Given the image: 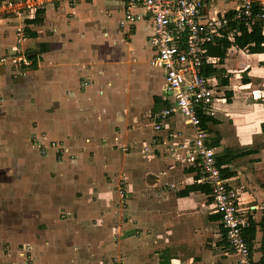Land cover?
Masks as SVG:
<instances>
[{
  "label": "crops",
  "instance_id": "obj_1",
  "mask_svg": "<svg viewBox=\"0 0 264 264\" xmlns=\"http://www.w3.org/2000/svg\"><path fill=\"white\" fill-rule=\"evenodd\" d=\"M101 1L121 14L119 2L80 0L48 4L34 18L0 17V55L22 48L33 61L0 64V264H110L117 252L124 264H237L209 187L182 151L176 158L162 143L143 151L158 134L152 114L165 104L162 85L157 91L143 70L129 82L120 46L94 44L83 29L76 41L80 25L107 15L96 8ZM138 22L147 42V21L116 24L130 49ZM22 23L32 33L17 44ZM216 68L221 99L207 126L223 176L240 196L244 229L254 224L248 260L264 264V50L231 45ZM177 130L192 137L173 115L162 133ZM35 138L65 151L42 153Z\"/></svg>",
  "mask_w": 264,
  "mask_h": 264
},
{
  "label": "built area",
  "instance_id": "obj_2",
  "mask_svg": "<svg viewBox=\"0 0 264 264\" xmlns=\"http://www.w3.org/2000/svg\"><path fill=\"white\" fill-rule=\"evenodd\" d=\"M79 1L0 0V17L8 14L22 19L34 18L48 4L63 2L73 7ZM111 1L121 4L118 26H129L138 20L148 22L149 63L162 71L165 104L152 114V127L158 134L148 144H144L143 151L152 150L159 143L165 144V149L169 147L176 158L182 151V161L193 169L197 175L196 181L206 183L209 187L213 211L220 215L227 247L238 255L237 264H251L248 260L250 246L243 233L248 222L240 216V196L223 176L224 166L217 161L214 146L211 145L208 122L204 121V118L216 116L215 103L221 99V96H217L216 76L208 75L206 70L208 67H216L220 62L218 56L209 52L210 47L224 36L229 40L233 39V31L224 33L228 21L226 12L235 10L234 17L248 30L256 20L261 19L264 30V0H235L233 6L223 10L210 6L214 0ZM253 6H257L259 10L256 12ZM23 24L16 28L17 44L27 36ZM32 63V58L22 48H17L9 55H0V64L26 68ZM173 115H180L183 122L192 128V137L182 139L184 135L179 130L162 133L167 126V119ZM37 145L42 153L49 147H55L61 152L66 148L59 142L44 139L37 140ZM121 149L126 150V147ZM73 156L69 154V158ZM110 264H124V261L121 257L114 256Z\"/></svg>",
  "mask_w": 264,
  "mask_h": 264
},
{
  "label": "rangeland",
  "instance_id": "obj_3",
  "mask_svg": "<svg viewBox=\"0 0 264 264\" xmlns=\"http://www.w3.org/2000/svg\"><path fill=\"white\" fill-rule=\"evenodd\" d=\"M224 3V2H221ZM220 4V3H219ZM232 3L228 4H222L221 7L223 6H228ZM96 8H105L107 10V15L102 16V15H93V17L88 20L86 23H83L80 25L78 30L76 31V41L79 43V41H83L80 38L82 29L85 30V39L90 40L93 39L95 40L93 43L98 44V43H104L107 42L110 45H118L120 46L121 50L123 53H125V58L127 59L126 61H130L129 66L132 69L130 72V75L127 76L129 77V82L136 83V81H140L141 78L139 76L138 71L143 70L145 73H152L153 76V82L155 85H157V91H160V87L163 82L162 78V73L159 69L152 67L151 64H149L148 60L150 57V51H149V46L145 40V35L148 31L146 26L143 23H137L136 24V30H135V36H133V39L130 43L132 45V49L128 48L129 43H124V41L129 42V37H125V34L123 31L117 30V18L120 15L119 10L117 7L114 5H110V3H105V2H98L96 5ZM108 31L107 37L103 36L102 33L103 31ZM124 40V41H122ZM132 50V51H131ZM246 51V49H244ZM247 52V51H246ZM98 55V54H95ZM133 57L135 59H133ZM126 67V70L124 72L125 78H126V72L127 70V64L124 65ZM132 92V91H131ZM141 95V94H140ZM138 96V98L140 97ZM131 97H133V92L131 93ZM40 138H35V140H39ZM42 139V138H41ZM46 140V139H44ZM33 142V140H32ZM120 256V253L117 252ZM121 257V256H120ZM123 260V259H122Z\"/></svg>",
  "mask_w": 264,
  "mask_h": 264
},
{
  "label": "trees",
  "instance_id": "obj_4",
  "mask_svg": "<svg viewBox=\"0 0 264 264\" xmlns=\"http://www.w3.org/2000/svg\"><path fill=\"white\" fill-rule=\"evenodd\" d=\"M253 8L256 12L259 10L257 6H253ZM235 14L236 11L233 9H230L226 12L228 21L224 30L225 34L229 31H233V39L229 40L224 36L221 40L215 43V45L210 47L209 52L212 55L218 56L220 61L225 57L226 51L231 45L239 49H246V51L250 53L262 52L264 50V30L262 28V20H256L248 30L239 19L234 17ZM27 33L29 34L32 32L28 31ZM220 72L221 69L216 67H208L206 70L208 75L218 76ZM210 120L211 119L209 118H204V121L206 122H209ZM211 145L214 146L212 142ZM243 233L251 249V238L254 233V224L252 221H250L249 226L244 229Z\"/></svg>",
  "mask_w": 264,
  "mask_h": 264
}]
</instances>
